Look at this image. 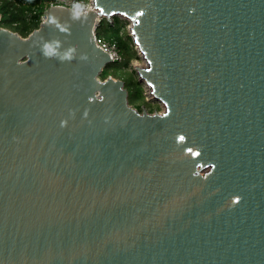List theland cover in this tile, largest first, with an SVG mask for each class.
Segmentation results:
<instances>
[{"label":"water","instance_id":"1","mask_svg":"<svg viewBox=\"0 0 264 264\" xmlns=\"http://www.w3.org/2000/svg\"><path fill=\"white\" fill-rule=\"evenodd\" d=\"M114 17L157 110L100 77L95 33ZM40 19L0 26V264H264V0Z\"/></svg>","mask_w":264,"mask_h":264},{"label":"trees","instance_id":"2","mask_svg":"<svg viewBox=\"0 0 264 264\" xmlns=\"http://www.w3.org/2000/svg\"><path fill=\"white\" fill-rule=\"evenodd\" d=\"M46 2L47 0H0V25L16 31L20 35L27 36L33 29L39 26L41 22L40 16L46 7ZM26 10L28 11L27 13ZM121 20L124 19L114 17L113 23H108L107 29L103 32L97 30V34L108 41L116 42L119 52L124 57V55L130 54V50H132L130 43H133V41L128 33L123 35L124 31L122 28L124 26L121 25ZM133 52L135 53V51ZM107 67L101 72V78L108 76Z\"/></svg>","mask_w":264,"mask_h":264},{"label":"rangeland","instance_id":"3","mask_svg":"<svg viewBox=\"0 0 264 264\" xmlns=\"http://www.w3.org/2000/svg\"><path fill=\"white\" fill-rule=\"evenodd\" d=\"M27 12L28 11L26 10V13ZM100 23L101 24L99 25L97 30L99 32H103L105 31V29H107L108 23L112 24L113 22H107L106 20L103 19ZM121 25L124 26L122 28V30L124 31L123 35L127 34L128 33L127 32V21L121 20ZM21 36H25V35H21ZM130 46L132 47V50H130V54L124 55L123 62H118V63L112 62L107 65L108 66L107 70L109 72L108 75H111L114 78H120L125 82L126 87L128 88L129 100H130L131 105H133L137 109L142 106L143 108L147 109L149 112L151 110H157V104L155 100H152L151 98V101H150L146 97L141 96L143 82L139 84L135 82L137 81V78H136L134 68L127 62V60L137 59L139 57V54L136 51L132 43H130ZM133 51H135V53Z\"/></svg>","mask_w":264,"mask_h":264},{"label":"built area","instance_id":"4","mask_svg":"<svg viewBox=\"0 0 264 264\" xmlns=\"http://www.w3.org/2000/svg\"><path fill=\"white\" fill-rule=\"evenodd\" d=\"M89 2L90 0H47L46 7L44 8L43 13L45 9L50 5L66 6L72 8L77 12H82L88 6ZM95 43L99 47L107 48V54L110 56L113 63L123 62L124 57L119 52V47L116 42L104 39L102 36L97 34V30L95 33Z\"/></svg>","mask_w":264,"mask_h":264},{"label":"bare ground","instance_id":"5","mask_svg":"<svg viewBox=\"0 0 264 264\" xmlns=\"http://www.w3.org/2000/svg\"><path fill=\"white\" fill-rule=\"evenodd\" d=\"M114 21V20H113Z\"/></svg>","mask_w":264,"mask_h":264}]
</instances>
